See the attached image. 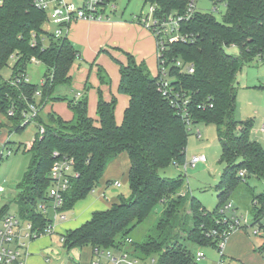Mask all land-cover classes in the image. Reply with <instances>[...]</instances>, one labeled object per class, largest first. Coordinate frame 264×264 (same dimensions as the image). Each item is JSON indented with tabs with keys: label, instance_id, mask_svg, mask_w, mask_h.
<instances>
[{
	"label": "trees",
	"instance_id": "1",
	"mask_svg": "<svg viewBox=\"0 0 264 264\" xmlns=\"http://www.w3.org/2000/svg\"><path fill=\"white\" fill-rule=\"evenodd\" d=\"M144 1L155 5L154 15L162 20L168 15H183V38L167 43L164 57L194 65L192 73L172 66L173 83L189 97L191 123L216 124L218 128L224 168L216 186V207L208 210L191 196L183 187V177L160 175V169L186 163L189 129L159 90L157 76H152L145 63L137 62L130 53L127 63L120 62L118 93L130 97L120 124L115 116L116 96L108 100L101 91L96 120L89 116L85 96L67 101L73 109L69 120L55 113L49 121L40 115L35 118L37 128L42 125L44 131L25 149L29 162L18 183L16 203L23 219L44 227L50 218L38 213L37 203L49 199L54 152L74 158L78 172L63 193V211L95 190L109 162L126 152L130 160V194L118 196L109 208L95 210L88 221L67 230L65 247L122 249L133 228L161 203L164 209L157 224L158 234L142 242L132 240L137 257L154 259V264H194V252L179 241V235L186 231L187 239L196 245L217 247L218 238L212 231L229 228L238 215L235 204L233 209L226 208L233 202L234 192L250 176L264 179V144L252 137L253 121L240 122L234 117L237 74L255 58L263 59L264 0H211L216 7L219 3L225 6L222 19L213 12L198 10L186 16L190 0ZM46 20V11L37 8L34 0H4L0 5V112L13 123L10 131L19 132L26 125L23 112L29 104L43 108L46 101L58 98L57 87L71 83V67L80 57L68 36L57 38L44 27ZM233 46L238 53L228 51ZM11 58V75L4 78L1 70ZM33 58L48 68L40 84L23 79ZM37 90L41 91L39 97L35 95ZM9 110H13L12 115ZM252 201L254 206L249 212L255 222L264 217V191L254 195ZM8 209L5 204L0 213ZM258 249L264 251V241ZM156 254L157 259L153 258Z\"/></svg>",
	"mask_w": 264,
	"mask_h": 264
},
{
	"label": "rangeland",
	"instance_id": "2",
	"mask_svg": "<svg viewBox=\"0 0 264 264\" xmlns=\"http://www.w3.org/2000/svg\"><path fill=\"white\" fill-rule=\"evenodd\" d=\"M116 5V9H109L111 11L110 18L113 19L116 15L121 16L125 25L120 26L116 32H110V34L113 33L110 41H105L106 45H99L94 52L86 51L83 53L84 49L74 44L76 49L81 54L83 53L81 55L82 59L77 57L71 67V83L57 87L56 93L58 98L54 101H46L44 103V107L40 111V116L44 121H49V116L53 113L56 116H61L63 119H71L73 117V109L68 106L67 101L70 98H74L77 91L80 90L82 96H85L84 98L87 99L88 113L92 117L98 116L96 99H98L100 91L104 97L116 96V118L119 122H122L129 96L118 93L117 91L120 80V62L127 63V53H130L137 62L145 63V66H147L152 76L158 73L157 37L154 33L153 26H149L153 24L151 4L146 3L144 0H116ZM196 6L198 11L213 12L218 19H222L224 16L225 6L221 3L216 7L211 0H196ZM44 27L54 30L55 25L49 23L45 24ZM108 35L109 33L103 37L105 38ZM227 49L231 53L239 52L235 46ZM138 52L144 56H140ZM13 61L10 59L8 65L1 70L4 78L10 77L14 64ZM27 71L31 81L40 84L43 82V75L48 71V68L43 63L30 62L28 63ZM235 91L237 105L234 112L235 119L240 122L249 119L252 120L253 131H255L252 137L264 144V130L262 129L264 125V59L257 57L253 62L246 64L238 72ZM5 122L2 123V126L6 125ZM12 125L13 123L9 121L4 126L5 130L7 131L8 129L10 132L9 142L7 144L11 143L14 151L7 156V149H5V156L0 164V183L6 188V192L0 193V207L4 204L9 205L8 211L17 213L18 205L16 198L19 193L18 183L29 162V155L25 152V149L30 147L38 133L42 132L37 128V122L22 126L19 132L15 130L10 131ZM188 129L189 134L186 146V163L188 164L186 166L184 164L178 166L171 164L160 169L159 173L163 177H183L185 181L184 189L189 190L191 196L198 198L205 208L213 210L218 203V190L216 186L221 179L224 168V163L221 161L222 147L219 140L218 128L216 124L196 122L188 126ZM0 133L3 134L4 129ZM2 145L0 142V148ZM18 147V152H15ZM197 154H205L207 161L199 162L195 166H192L190 162L193 156ZM112 162H109L103 176L109 173ZM103 176L96 185V190L103 185ZM126 178L127 175H121L120 181L122 182V187L110 186L107 188L105 196L108 198L121 195L128 196L130 194V185ZM263 191L264 179L250 176L234 192L232 200L235 206L238 207V212L244 218L248 220L252 218V214L250 213L252 206H254L252 199L254 195H258ZM163 209L161 203L157 205L144 221L133 228L130 232L129 239L133 240V242H142L149 236H156L158 234L157 224ZM187 212H190V210ZM66 214L69 219L72 211ZM245 230L251 237V241L255 244L256 251L263 258L261 264H264V251L258 249L264 241V233H262L263 235L261 233H255L252 227H246ZM52 235L54 236V248L61 251L62 257L67 258V251L64 250L62 236L59 232L53 233ZM178 239L193 252L196 249H200L198 245L187 239L186 231L182 232ZM131 243L127 242L125 247L129 252L137 256L138 254L134 251ZM202 249L206 253V256L200 260H195L196 264H215V261L219 260L217 247L205 245ZM153 258L157 259L158 255H153ZM247 261L251 264H255L254 261L259 263L252 255H249L247 259H240L238 261L226 258L227 264H249Z\"/></svg>",
	"mask_w": 264,
	"mask_h": 264
},
{
	"label": "built area",
	"instance_id": "3",
	"mask_svg": "<svg viewBox=\"0 0 264 264\" xmlns=\"http://www.w3.org/2000/svg\"><path fill=\"white\" fill-rule=\"evenodd\" d=\"M4 0H0L2 5ZM34 4L37 8L46 11L47 20L45 24H54V30L46 27L47 30H51L54 36L61 38L68 36V31L71 24L78 20H110V10L116 9V0H34ZM155 5H151L152 20L154 33L157 37V51H158V63L159 71L155 75L158 78V87L161 93L167 97L172 106L181 114L186 124L190 126L192 123L190 113L187 109L189 97L183 90H180L174 85V77L170 74L172 66L179 67L190 73L194 72V65L191 63H185L182 59L169 61L164 57L167 43H173L183 38L180 31V23L183 20V15H168L164 20L157 18L154 15ZM197 11L196 0H190L186 11V16H190ZM14 56H12L13 58ZM11 58V59H12ZM264 59V54H263ZM32 62L41 63L39 60L33 58ZM26 82L30 81L28 73L23 76ZM18 81H13L12 84H16ZM183 91V92H182ZM36 96L41 95V91H36ZM76 98L82 97L81 92H77ZM42 106L31 103L28 108L24 110V124L36 122L35 118L40 115ZM9 114H13V110H9ZM264 130V126L262 127ZM40 131H44V127L40 126ZM200 134V131L198 130ZM5 149H7V156L14 151L11 146H7L6 143L0 148V164L5 156ZM55 158L50 169V178L52 185L48 189L49 199L40 200L37 203V211L40 214L50 218V221L45 223V226H37L30 220L23 219L19 213L2 212L0 213V264H29L28 263V246L29 242L42 234L51 233L56 221L66 218V214L61 209L64 201L63 193L69 188L71 179L78 175L75 169V161L72 157L65 155H59L54 152ZM207 156L205 154L194 155L191 160V165L195 166L199 162H206ZM188 163H185L186 166ZM245 172L241 171L240 175L244 176ZM121 187L122 182L116 180L111 185ZM94 191V190H93ZM92 191V192H93ZM6 192V188L0 183V193ZM5 205V204H4ZM3 205V206H4ZM2 206V207H3ZM0 207V211L2 209ZM227 209H233L234 203L231 201L226 205ZM238 212V211H237ZM262 217L258 221H253V217L248 220L244 218L242 214L238 212V215L233 217V222L230 223V227L223 229L222 231H212L214 236H217V250L220 254L218 264H226L223 258L224 246L229 234L236 229L242 227H252L255 233H264V221ZM263 235V234H262ZM127 242H132L131 239H127ZM117 251V252H115ZM94 254L96 256L94 264H154V259L143 260L131 252L126 247L122 249L117 248H94ZM205 257L204 251H198L194 255L195 260H200Z\"/></svg>",
	"mask_w": 264,
	"mask_h": 264
},
{
	"label": "crops",
	"instance_id": "4",
	"mask_svg": "<svg viewBox=\"0 0 264 264\" xmlns=\"http://www.w3.org/2000/svg\"><path fill=\"white\" fill-rule=\"evenodd\" d=\"M123 25H125L124 21L122 17L118 15L113 17V19L111 18L110 20H86V19L78 20L71 24L68 31V38L70 39V41H72L73 44L83 48L84 49L83 53H85L86 51L94 52L99 45L100 46L106 45L105 41H110V38L113 35V33L110 34V32H114V31L116 32L120 28V26ZM107 33H109V35L104 38L103 36H105ZM138 53L140 56H144L140 52ZM82 54L80 52V58ZM117 91H118V86H117ZM77 92H81V91L78 90ZM105 98L110 100L112 97H105ZM97 102L98 99H96V105ZM93 118L96 120L98 119V116ZM67 119L69 120L70 118ZM116 121L119 124L121 123L118 121L117 118ZM4 122L7 125V123H9V119L6 115L0 112V131L4 129V133L3 134L0 133L1 134L0 142L2 144H4L6 141H9V135H10L8 129L7 131L5 130L4 126L6 125L2 126V123ZM253 133H255V131H252V134ZM6 145L12 147L11 143L10 144L6 143ZM129 166H130V160L128 154L126 152L120 153L110 164L111 169L109 170V173L106 174V176L105 175L103 176L104 178L103 185H101L99 189L97 190L95 189L93 193L92 192L89 193L87 197L78 200L71 209L64 211L65 214L67 212L72 211V214H70L69 219L66 214L65 219L63 220L59 219L58 221L55 222L51 233H45L40 236H37L29 242L28 263L29 264H94L93 262L96 256L94 254V248L91 245H85L83 247H74L71 249L66 248L64 245V250L67 251L66 253L67 258H64L61 256V251L54 248V243H53L54 236L52 234L59 232V234L62 236V241L64 243V234L66 233L67 230L77 228L86 221H88L95 210L107 209L114 202H116L118 200V197L113 196L112 198L111 197L108 198L107 196H105L106 190L110 186H113V184L111 185V183H113L116 180H120L121 175L124 176L127 175L126 180H128ZM245 229L246 227L244 228L242 227L236 229L235 231L229 234L225 242L223 258L225 261L226 258H230L238 261L240 259H247L249 255H252L261 264L263 262V258L256 251L257 248L253 243V241H251V237L248 235ZM199 247L200 249H196L194 251V255L198 251L203 250L202 246ZM219 259H220V254H219ZM249 261L253 262L252 260ZM249 261H247V263ZM218 262L219 260L215 261V264H218ZM250 262L249 264H251ZM254 263L259 264L256 263V261H254Z\"/></svg>",
	"mask_w": 264,
	"mask_h": 264
}]
</instances>
